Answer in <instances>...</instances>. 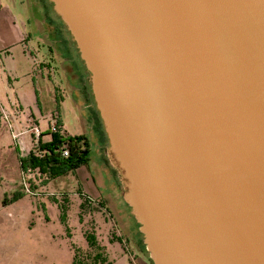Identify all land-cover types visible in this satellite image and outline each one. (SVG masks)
Segmentation results:
<instances>
[{
    "label": "water",
    "instance_id": "obj_1",
    "mask_svg": "<svg viewBox=\"0 0 264 264\" xmlns=\"http://www.w3.org/2000/svg\"><path fill=\"white\" fill-rule=\"evenodd\" d=\"M152 264H264V0H51Z\"/></svg>",
    "mask_w": 264,
    "mask_h": 264
},
{
    "label": "rangeland",
    "instance_id": "obj_2",
    "mask_svg": "<svg viewBox=\"0 0 264 264\" xmlns=\"http://www.w3.org/2000/svg\"><path fill=\"white\" fill-rule=\"evenodd\" d=\"M43 2L0 0V20L9 12L22 35L21 42L4 44L9 35L0 21V264H72L73 247L86 246L82 231L91 222L110 261L98 264H152L138 244L87 86L71 85L59 67L68 35ZM50 124L64 136L84 133L90 160L55 176L22 167L19 159L37 140L29 128L38 126L45 140ZM107 191L121 207L116 214L98 198ZM111 232L120 240L109 241Z\"/></svg>",
    "mask_w": 264,
    "mask_h": 264
},
{
    "label": "trees",
    "instance_id": "obj_3",
    "mask_svg": "<svg viewBox=\"0 0 264 264\" xmlns=\"http://www.w3.org/2000/svg\"><path fill=\"white\" fill-rule=\"evenodd\" d=\"M48 1L50 2L52 10L67 31L68 36H70L65 22L53 8L51 0ZM39 136L37 140L33 142L29 152L19 159L22 167H37L39 171L46 173L47 176H55L65 173L68 169H72L80 163H86L89 158V142L84 133L64 136L57 129L55 131H49L48 139L41 140ZM61 140H65L66 147L68 148V154L66 156H61L59 153ZM85 199L87 202L91 201L87 197H85ZM97 201H99V199ZM82 203L83 201L80 205H82ZM125 205L130 208L128 204ZM132 218L137 227L138 223L133 216ZM136 232L139 237L138 244L141 249L146 251L144 243L141 240V232L138 229ZM82 235L86 241V246L84 248L78 246L73 247L72 264H98L108 262L104 246L96 236L92 222L88 225V228L82 231ZM112 236H114V238H112ZM107 237L109 241L116 238L120 240L119 235H115L112 232L109 234L107 233Z\"/></svg>",
    "mask_w": 264,
    "mask_h": 264
},
{
    "label": "crops",
    "instance_id": "obj_4",
    "mask_svg": "<svg viewBox=\"0 0 264 264\" xmlns=\"http://www.w3.org/2000/svg\"><path fill=\"white\" fill-rule=\"evenodd\" d=\"M4 15H3L2 21L1 20L0 21L3 23V25L5 27V30L7 31L6 36L9 35V38L7 39V41H5L4 44H6V43L13 44V43H16V42L17 43L21 42L22 35L19 32L15 33V31L13 29V26L11 24V22H12L11 15L9 14V12H7ZM64 39H65V45H64L63 48H64L66 54L64 55L60 51V55L61 56H60V60H59L60 61L59 67L61 68V70L63 72V75L67 76L66 77L67 81L69 83H71V85L74 84V86L75 85H79L81 87L85 86L86 85L85 84V80H84V77H83V74H82V71H81V68H80V65H79V62H78V59H77L73 44H72L71 38H70V36H68V39H67L64 36ZM23 52H24V50H23ZM89 160H90V155H89V158H88L87 162ZM97 176H98V180H99L98 185H100V184H102V179H103L102 176H101V172L97 173ZM94 181H96V180H94ZM98 198L100 200L104 199V202L106 203L105 205L107 206V208H109L111 210L112 213L116 214V211L119 212V210L121 209V207H118V206L115 207L116 202L113 201L112 194H110L109 191H107L105 193H100ZM109 202L114 205L113 206L114 210H113L112 207H110ZM92 224H94V223L92 222ZM106 238H108V237H106ZM100 243L103 244L101 241H100ZM103 246H104V250H105V245L103 244ZM108 262H110L109 259H108ZM141 262H142V260H141ZM144 264H146V263H144Z\"/></svg>",
    "mask_w": 264,
    "mask_h": 264
},
{
    "label": "built area",
    "instance_id": "obj_5",
    "mask_svg": "<svg viewBox=\"0 0 264 264\" xmlns=\"http://www.w3.org/2000/svg\"><path fill=\"white\" fill-rule=\"evenodd\" d=\"M57 127L55 124L49 125V131H55ZM29 132L32 134L34 138H37L41 134V130L38 126H32L29 128ZM59 153L61 156H66L68 154V148L66 147L65 140H61L59 145ZM112 216L110 215V219ZM117 231V230H116ZM118 233V232H117Z\"/></svg>",
    "mask_w": 264,
    "mask_h": 264
},
{
    "label": "flooded vegetation",
    "instance_id": "obj_6",
    "mask_svg": "<svg viewBox=\"0 0 264 264\" xmlns=\"http://www.w3.org/2000/svg\"><path fill=\"white\" fill-rule=\"evenodd\" d=\"M47 0H44V2H43V5H42V7L46 10L47 8H45V7H47ZM50 7V6H49ZM49 15V14H48ZM62 24V23H61ZM58 31H62L61 29H58ZM65 32L67 33V31L65 30ZM67 35H68V33H67Z\"/></svg>",
    "mask_w": 264,
    "mask_h": 264
}]
</instances>
